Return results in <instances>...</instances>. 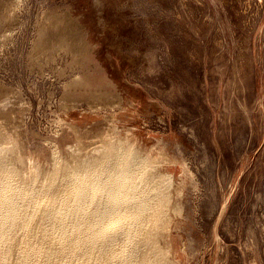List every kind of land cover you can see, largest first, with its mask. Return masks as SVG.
Segmentation results:
<instances>
[{
  "label": "rangeland",
  "instance_id": "rangeland-1",
  "mask_svg": "<svg viewBox=\"0 0 264 264\" xmlns=\"http://www.w3.org/2000/svg\"><path fill=\"white\" fill-rule=\"evenodd\" d=\"M119 175L143 206L110 217ZM1 178L43 216L94 181L117 238L83 264H264V0H0ZM30 229L27 264L62 262Z\"/></svg>",
  "mask_w": 264,
  "mask_h": 264
},
{
  "label": "bare ground",
  "instance_id": "bare-ground-1",
  "mask_svg": "<svg viewBox=\"0 0 264 264\" xmlns=\"http://www.w3.org/2000/svg\"><path fill=\"white\" fill-rule=\"evenodd\" d=\"M122 174L124 173L122 172ZM126 177L128 176L126 175ZM126 177H123V175L122 177L120 175L115 177V180H112V183L114 184L115 187L109 188L105 192L106 199H104L103 208L101 209L102 210L101 212H103L104 215H108L111 217L116 215L118 212L120 213V211L123 213L126 212L131 213V211L133 210L137 212L141 211L143 206L142 204H139L137 202L136 203H128L129 201L126 202L127 198L129 200L134 199L136 201L135 199L136 196H134L136 189L134 188L135 185L133 186V183L135 182L136 179L126 178ZM107 178L105 180L108 181ZM0 180L2 181L0 183V185L2 184L0 186V215H3L2 218L0 217L1 219H3L2 221L0 220V264H27V262L30 260V257L28 256V252L33 250L34 245L36 244L35 236L32 237V234L30 233L32 232V229H30V227L34 226V223L38 224L39 227H42V229L46 231L57 230L60 232L61 240L57 242L52 240V242L47 243L46 245L49 249H51L55 258L57 257L62 260V262H59L62 264L63 263L67 264L66 261L67 258L65 255L66 253L64 247L66 243H71L72 246L77 247L79 253L81 254V256H78L77 264L78 263L83 264L82 262L84 260L87 261V258H89V256H93L96 254V247L98 244L103 243L105 239L108 238L109 240L117 238L116 234L109 235V237H106L107 233L104 228L105 226L102 227L101 231L100 230L96 231V229H94L92 225L88 224L87 222L88 217L87 219L85 217H84L85 219H83L84 215L80 213V210H87V208L93 209L96 206V203L92 201L94 181L89 180L91 181L90 183H88L87 181H83L80 184H78V186H76L75 184L70 186L69 184L66 183H60L59 186L64 190V194L66 195V197L73 200L70 202L67 208L68 209L75 208L74 210L75 212L74 211L70 212L71 211L70 209L66 210L65 208L61 207L62 209H57L55 210V212L53 211L52 213L49 212L47 213L45 211L47 215L43 216L44 210H40L38 209V207L32 209L29 206L28 202L16 201L15 198L18 199L19 195H18V191H16L15 189L16 186L15 184L9 182L8 180H3V178H1ZM105 185L103 181L99 182V187H103ZM81 190H86V195L84 194L85 196H82L84 191L81 194L80 193ZM72 216L74 217L77 216L81 218L80 226L75 227V226H70V224H68V222H70V220L72 219L70 218ZM118 222L120 221L118 220ZM20 223H23V227L18 229L19 234L14 235L13 237L10 238V240L8 239V236L10 234L4 238V236L7 233L6 231H8L11 226L16 228L17 225ZM19 243H25V245H27L28 251L27 249H25L27 251L26 253L25 251L24 253H16L10 250L12 247L17 248V245Z\"/></svg>",
  "mask_w": 264,
  "mask_h": 264
}]
</instances>
